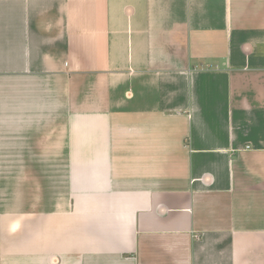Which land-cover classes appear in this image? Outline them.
Listing matches in <instances>:
<instances>
[{
    "label": "crops",
    "instance_id": "obj_1",
    "mask_svg": "<svg viewBox=\"0 0 264 264\" xmlns=\"http://www.w3.org/2000/svg\"><path fill=\"white\" fill-rule=\"evenodd\" d=\"M0 264H264V0H0Z\"/></svg>",
    "mask_w": 264,
    "mask_h": 264
}]
</instances>
